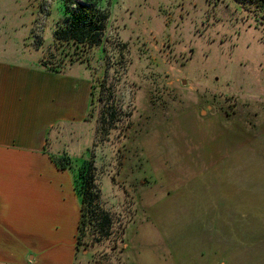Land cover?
I'll return each mask as SVG.
<instances>
[{"label":"rangeland","instance_id":"1","mask_svg":"<svg viewBox=\"0 0 264 264\" xmlns=\"http://www.w3.org/2000/svg\"><path fill=\"white\" fill-rule=\"evenodd\" d=\"M78 4L108 16L98 47L57 41ZM20 16L32 22L20 43L41 66L84 75L94 93L90 132L69 143L73 159H55L74 185L93 165L113 225L96 244L85 225L75 264H264V9L0 0V25L17 29ZM103 110L115 117L108 135Z\"/></svg>","mask_w":264,"mask_h":264},{"label":"crops","instance_id":"2","mask_svg":"<svg viewBox=\"0 0 264 264\" xmlns=\"http://www.w3.org/2000/svg\"><path fill=\"white\" fill-rule=\"evenodd\" d=\"M20 18L0 25V264H75L81 198L55 158L90 132L91 82L41 66Z\"/></svg>","mask_w":264,"mask_h":264},{"label":"trees","instance_id":"3","mask_svg":"<svg viewBox=\"0 0 264 264\" xmlns=\"http://www.w3.org/2000/svg\"><path fill=\"white\" fill-rule=\"evenodd\" d=\"M264 9V0H252ZM70 24L57 33V41L68 42L75 45H87L88 47H98L102 43V34L105 23L108 19L106 14L97 11L92 4H78ZM46 67V66H45ZM91 68V67H90ZM53 72H61L59 66L48 69ZM92 92V96H93ZM113 113L106 114L102 111L100 132L108 135L114 124ZM64 169L65 166H61ZM93 165L84 164L79 172V184L76 181L75 189L81 198V219L78 228L77 254L82 244V235H85L86 226L89 227V235L93 237L91 243L96 244L111 236L113 221L111 216L100 204L99 195L95 191V173Z\"/></svg>","mask_w":264,"mask_h":264}]
</instances>
